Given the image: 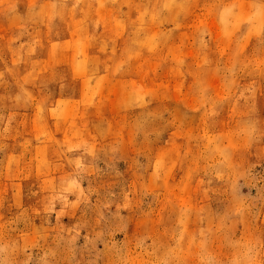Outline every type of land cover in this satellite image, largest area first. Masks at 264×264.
I'll return each instance as SVG.
<instances>
[{
	"label": "rangeland",
	"instance_id": "rangeland-1",
	"mask_svg": "<svg viewBox=\"0 0 264 264\" xmlns=\"http://www.w3.org/2000/svg\"><path fill=\"white\" fill-rule=\"evenodd\" d=\"M0 264H264V0H0Z\"/></svg>",
	"mask_w": 264,
	"mask_h": 264
},
{
	"label": "crops",
	"instance_id": "crops-1",
	"mask_svg": "<svg viewBox=\"0 0 264 264\" xmlns=\"http://www.w3.org/2000/svg\"><path fill=\"white\" fill-rule=\"evenodd\" d=\"M83 28H85V26L82 25ZM71 41V40H70Z\"/></svg>",
	"mask_w": 264,
	"mask_h": 264
}]
</instances>
